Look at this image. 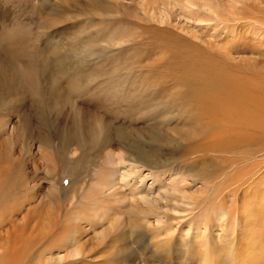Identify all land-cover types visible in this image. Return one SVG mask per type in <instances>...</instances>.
Returning <instances> with one entry per match:
<instances>
[{
	"label": "rangeland",
	"instance_id": "obj_1",
	"mask_svg": "<svg viewBox=\"0 0 264 264\" xmlns=\"http://www.w3.org/2000/svg\"><path fill=\"white\" fill-rule=\"evenodd\" d=\"M5 1L7 5L19 1L16 16L21 20L14 18L11 23L0 25V45L6 46V54L0 57L5 59L7 67L2 71V85L5 91H10L8 96L1 98L0 104L18 97L0 112V119L7 115L4 120H7L8 135L2 139L12 149L14 170L19 165L18 159L26 165H19L24 170L25 186L19 191L16 190L19 185L12 188L5 199L11 212L4 211L6 206L0 209L3 228L14 229V225L11 227L7 223L15 219L23 223L27 210L41 203L44 206L38 205L36 212L30 215L32 228L42 219L38 216L41 214L50 223L49 227L55 229L49 230L51 242L61 228L78 223L84 232L80 231L83 235L80 243L93 237L83 251L84 248L86 253L100 251L101 255L96 258L99 264H128L134 257L163 256L159 252L164 246L153 247L158 254H151L152 249L146 247L142 234L146 229L143 227L157 225L155 216L145 218L143 227L129 230L128 213L137 209L132 206L136 201L132 195L136 187L144 189L154 201L160 198V193L166 196L163 192L168 196L177 195L178 205L175 198L169 197L159 201L160 204L157 202L158 208H155L157 217L171 225L176 239H182L188 227L193 233L192 225L200 229L202 221L214 217L216 209L209 206L212 202H222L225 223L241 218L253 226L257 212L246 214L241 211L244 210L241 203L257 189H252L256 175H244L235 182L230 180L239 167L231 169L228 167L231 161L223 160L235 158L224 152V147L230 145L228 137L214 138L208 130L188 137L204 125L195 120V108L184 100L186 86L175 82L187 76L185 65L209 60L211 54L224 61L237 75L251 77V72L264 75V26L244 24L251 21L247 16L260 14L257 0H239L234 6H231L233 0H209L210 5L204 8L201 5L207 0H194L195 6L183 0L176 5L171 0H147L145 9L141 0H49L52 4L49 11L42 8L40 0ZM215 9L218 13L213 16ZM49 32L59 34L57 41L52 42L50 35L46 38ZM18 36L24 42L19 40L16 47L8 46ZM44 48L60 59L67 58L64 59L67 67L58 69L51 81L45 80L39 69L38 61ZM29 54L35 61L32 56L28 57ZM23 97L24 103L16 107ZM35 108L44 115L45 136L40 133L32 137L22 132L23 127L30 125L32 130L37 126L32 121ZM79 109L87 111L86 114L89 112L79 118L90 123L87 127L94 128L86 131V143L81 147L72 139L73 136L77 139L79 133L67 139V136L52 133L58 127L66 131L69 126L62 124L63 120L79 113ZM24 111L26 116L22 118ZM106 113L118 115L117 120L110 121L121 128L122 134L129 135L124 142L120 141L116 129L110 133L111 140L105 141L106 132H100V127L101 115ZM25 119L31 120V124ZM155 126L162 128L161 132ZM180 132L188 134L181 136ZM149 143H152L150 148ZM137 144L144 145L146 150L152 148L154 162L151 163L155 167L127 159L130 148ZM117 152L127 159L126 163L119 161L114 154ZM127 170L143 180L132 179L126 186L117 182V174ZM70 171L71 176L68 175ZM154 176L159 179L158 183L153 182ZM72 180H78V190L68 188ZM109 184L113 186L108 190L103 188ZM183 194L189 199H183ZM142 206L148 209L149 205ZM172 208L177 210L172 211ZM111 219H116L112 233L103 240L101 233ZM160 225L162 228L163 224ZM213 228L215 234L221 232ZM127 242L134 251L126 249ZM172 252L174 255L175 250ZM51 263L58 264L57 260Z\"/></svg>",
	"mask_w": 264,
	"mask_h": 264
},
{
	"label": "bare ground",
	"instance_id": "obj_2",
	"mask_svg": "<svg viewBox=\"0 0 264 264\" xmlns=\"http://www.w3.org/2000/svg\"><path fill=\"white\" fill-rule=\"evenodd\" d=\"M40 1V4L44 10H51L50 6L52 4L49 3V0ZM181 1L182 0H171V3L176 5L177 2ZM183 1L186 4L195 6L194 0ZM238 1L239 0H233V5L231 6H234ZM15 3L17 5H7L5 0H0V25H4L8 22L11 23L14 18H16L18 21L21 20L16 16L18 15L17 8L19 1H15ZM146 5L147 0H141V6L144 7V9ZM208 5H210L209 0H207V2H203L201 6L204 8ZM14 6L16 9H14ZM220 6L223 5L220 4ZM257 6L258 7L256 8L260 14L256 16L255 13H253V16L246 15L248 19L251 20L249 23H252H244L245 25L250 26L253 24L252 26H255L254 24H259L264 26V0H257ZM216 13H218L216 9L212 11L213 16H215ZM11 34L18 33L15 31ZM21 35L22 34H20V36ZM58 35L59 34L55 35L52 32H49L46 35V38L49 37L52 42H54ZM49 38L47 40H49ZM19 40L23 41V38L21 39V37L18 36V39H14L13 43L9 42L8 46L12 48L16 47V45L19 44ZM5 47L6 46L0 45V56L1 54H6ZM41 51L42 53L40 54V62L38 61V64L40 65L39 69L43 73L41 74L42 77L45 80L51 81L55 72L67 67V58L65 57L66 60H64L65 58L60 59L54 52L47 51L45 48ZM29 56L31 58L32 54H29L28 57ZM212 56V54L209 55V60H196L187 66L185 65L187 76H185L184 79L179 78V80L175 82L177 84L181 83V85L183 84L186 86V92L184 91L185 94L183 96L184 100L193 108H195L197 113L195 120L200 121L204 125L199 127V129L192 131L188 137L190 135H198V133H205V131L207 132L208 130L210 135L214 138H229L230 145L224 147V152L235 156V158H223V160L227 159L229 162L231 161L228 165V167H231V169L239 167L238 170L236 169L237 172L235 170V173H233V176L230 178V180L235 182L236 178H241L244 175H250V177L256 175L254 176L255 180L252 183V189H257L251 191L241 203V207L243 206L244 208V210L241 211H244L246 214L254 215L255 212H257L253 226L251 223L246 224L241 220V218H235L234 220L229 222L227 221L225 223L223 218L226 216V213L224 209H222V202H212L211 205H209L206 197L204 198L206 204H208L211 209H216L214 217L202 221V227H200V229L197 228L198 225H192V230H194L193 233L190 232V227H188V233L183 236L182 239H176L173 237L174 231L172 230L171 225L167 220L157 217L155 208H158L157 202L163 201V199H170L169 197L175 198L176 204L178 205L179 201L176 198L177 195L173 194L168 196V194L162 190V194H165L166 196H162L160 193V198H157L154 201L153 198H150V196L147 195L144 189L136 187L135 189L133 188L132 193V195H135L136 201L132 206L136 207L137 209L136 212L129 211L128 213V220L130 222L129 230L131 232L135 227H143L142 221L145 220V218H147L149 215L155 216L157 225L143 227V229H146L142 234L145 235L146 247L152 249L151 254H158V252L154 250L153 247L157 249L162 245L164 246V250L159 252L163 256L134 257L129 261L128 264H236L237 261H240V263L242 262L241 264H264V75L257 74L256 72H251V77L243 74L237 75L235 72L232 73L233 69L229 68V66L226 65L224 61L220 60V58H215L214 56L212 58ZM31 59L34 60V57L32 56ZM3 60L5 61L3 57H0V61ZM4 61L0 63V100L1 98H4L10 94V91H5V87L2 85L4 81V78L2 77V71H5L7 68L4 64ZM24 91L27 92L29 89H24ZM25 97L20 100L18 99V103L15 104L16 107L21 106L24 103L23 99ZM17 98L18 97H12L10 99L8 98V102H6L4 105L3 103L0 104V110L3 108L6 109L8 103H15ZM15 105L13 106L15 107ZM79 110V113H74V115H71L68 120H63L62 124H67V126H69V128H66V131H64L65 129L62 130L58 127V129L56 131H52V133H55L56 136L60 137L67 136L66 139L69 137L72 138V135L79 133L77 138L78 140L75 139L74 136L72 139L74 142H78L79 146L81 147L83 143H86V131H88V129L94 128L92 125V127H87V125H90V123L82 121L79 118V116H87L89 112L86 114L87 111L83 109ZM0 112L3 113V110ZM32 113H34L32 121H35L37 126L35 128L33 127L31 130L32 127H30L29 124H31L32 121L25 119L29 126L26 128L23 127L22 132L32 137H34V135L38 136L40 133L45 136L44 134L47 131L45 126L47 125L43 120L44 115L40 113L38 108L33 109ZM3 116L5 118L7 115ZM25 116L26 112L24 111L22 118ZM4 118L0 119V209L5 208L6 206L4 211L9 213L11 212V206L5 203V199L8 198L12 188L19 185L16 188V190L19 191V189H23L22 187L25 186V182L22 180L25 176L24 170L23 167H20L19 165L24 166L26 163L22 159H18L17 161L19 162V165H16L17 167L14 170L13 160L15 159L11 160L12 149L8 147V143L2 139L4 135H8L6 129L7 120H4ZM101 118L103 119V122L100 127V132H104V134L106 132L104 137L105 141L111 140L112 137L110 136V133L113 129L117 130L120 141L125 140L127 137L129 138L128 134H122L121 128L114 126V123L110 121L117 120L118 115L106 113L102 114ZM155 128L158 132H161L162 128L159 129L157 126H155ZM62 131H64V133H62ZM96 131L97 129L95 132ZM178 134L185 136L188 133L182 134L180 132ZM152 136L155 137L154 132ZM158 137L161 138L159 135ZM163 138L164 137L161 139ZM221 140H223V138ZM151 146L152 143H149L148 147L150 148ZM149 148L146 150L144 145L142 146L141 144H137V146L130 148L127 159H131L133 162H139L140 164L142 163L143 165H147L149 167H155L154 163H151L154 162V158L151 155L152 148L150 150ZM114 154L118 155V159L121 161V163H126L125 160L127 159H124V157L122 158L120 153L117 152ZM75 163H77L76 165H79L78 162ZM242 170L244 172H241ZM70 173L71 171L68 172L69 176H71ZM130 174L133 176H130ZM135 178L139 179L140 177L128 170L124 173L117 174V182L124 183V185ZM141 180L143 179L140 178V181ZM158 181L159 179L154 176L153 182L158 183ZM58 183L59 182L57 181L55 186L56 192ZM112 186V184H109L108 187L104 186L103 188L108 190V188ZM68 188L78 190V180H72L71 184L68 185ZM113 194L115 193H112L111 195ZM217 195L215 199L219 197V195L218 197ZM182 198L186 200L189 199V197H187L185 194L182 195ZM160 203L161 202H159V204ZM192 203L198 204V202L193 201ZM143 204H146V206L149 205L148 209L143 208ZM201 204L205 203L201 202ZM38 205L44 206V204L41 203H38ZM38 205L27 210L28 212L24 215L26 218L24 217L25 220L23 219V223H17L16 219L14 222L12 221L11 223H7V225L9 224L11 227L14 225V229L12 228V230H9L7 227L3 228L5 224L1 223L0 220V229L3 230V232H0V247L3 248V252L0 253V264H53L51 262L55 260H57L58 264H99V259L97 260L96 258L101 255L100 251L92 250L91 253L89 251L86 253L85 248L83 251L84 245H86L89 240L91 241L93 237L85 241L83 240V243H80L81 237L83 236L82 233L84 232H82L83 230L81 231L80 225L78 223H74L70 227L64 226L61 229L60 227H57L60 229L59 234L55 235L54 238L51 239V242L49 241V235H51L49 230H53L54 228L52 227V229L49 227L50 223H48V221H46L41 214H38V216L42 219L36 223L35 228H32L30 224L31 216L33 212H36ZM176 210L177 209L172 208V211ZM237 212V214H240L239 211ZM102 216L104 217V215ZM115 220L116 219H111L108 221L107 224L109 226L104 228L101 233V238L103 240L112 233V224ZM160 224H163L162 228H160L162 226ZM71 227H73L72 231L70 229ZM211 227H215L221 232L215 234L216 230L214 231V228L212 229ZM65 229H68L67 232L64 231ZM246 241H248L247 244H245ZM5 243H7L8 246H5ZM127 244H125L126 249L130 250V252L134 251V248H130L129 244ZM243 249L244 251H247V253L244 252ZM173 250H175L174 255L172 254ZM63 251H65L67 254H64ZM137 254L141 255V252H137ZM55 256L56 259H54ZM66 260L68 261L65 263Z\"/></svg>",
	"mask_w": 264,
	"mask_h": 264
}]
</instances>
